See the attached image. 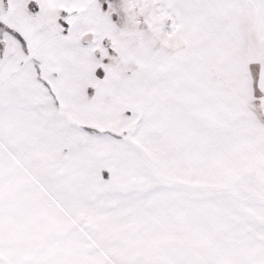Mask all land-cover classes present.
Instances as JSON below:
<instances>
[{"label":"snow or ice","instance_id":"snow-or-ice-1","mask_svg":"<svg viewBox=\"0 0 264 264\" xmlns=\"http://www.w3.org/2000/svg\"><path fill=\"white\" fill-rule=\"evenodd\" d=\"M0 264H264V0H0Z\"/></svg>","mask_w":264,"mask_h":264}]
</instances>
